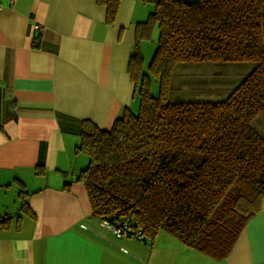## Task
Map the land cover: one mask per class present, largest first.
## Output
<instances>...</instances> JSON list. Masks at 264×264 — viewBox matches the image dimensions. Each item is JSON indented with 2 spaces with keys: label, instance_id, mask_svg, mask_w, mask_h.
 Returning <instances> with one entry per match:
<instances>
[{
  "label": "trees",
  "instance_id": "trees-1",
  "mask_svg": "<svg viewBox=\"0 0 264 264\" xmlns=\"http://www.w3.org/2000/svg\"><path fill=\"white\" fill-rule=\"evenodd\" d=\"M120 1L96 0L107 25ZM136 1L152 8L127 66L136 106L108 129L81 120L74 151L87 164L75 181L96 219L139 232L122 238L165 232L222 257L264 196V0ZM155 27L145 66L139 43ZM236 66L243 75L220 71Z\"/></svg>",
  "mask_w": 264,
  "mask_h": 264
},
{
  "label": "crops",
  "instance_id": "crops-1",
  "mask_svg": "<svg viewBox=\"0 0 264 264\" xmlns=\"http://www.w3.org/2000/svg\"><path fill=\"white\" fill-rule=\"evenodd\" d=\"M0 2V264H264V196L216 258L165 232L116 239L75 181L81 120L108 129L136 106L127 66L151 5L121 0L107 25L96 0Z\"/></svg>",
  "mask_w": 264,
  "mask_h": 264
},
{
  "label": "rangeland",
  "instance_id": "rangeland-1",
  "mask_svg": "<svg viewBox=\"0 0 264 264\" xmlns=\"http://www.w3.org/2000/svg\"><path fill=\"white\" fill-rule=\"evenodd\" d=\"M157 37H158V29L157 27H155L153 30H152V33L150 35V37L145 40V41H142L141 44H140V48L142 50V56L144 57V63H145V66L147 65V63H149L150 61V58L154 52V49L157 45ZM241 66H236V67H232V68H229V67H226L222 70H220L221 72H228L229 70H232V71H239L240 73L242 72ZM241 75H243L241 73ZM157 90V86L156 84L153 82L152 83V86H151V91L153 93H155ZM136 109V108H135ZM136 111V110H135ZM127 252V251H126Z\"/></svg>",
  "mask_w": 264,
  "mask_h": 264
},
{
  "label": "built area",
  "instance_id": "built-area-1",
  "mask_svg": "<svg viewBox=\"0 0 264 264\" xmlns=\"http://www.w3.org/2000/svg\"><path fill=\"white\" fill-rule=\"evenodd\" d=\"M2 7V4L0 2V8ZM100 225L109 229L113 235H115L117 238H122L125 236L128 237H135L139 236V232L137 230H134L131 226L124 227L122 225L118 226V223H115L114 225L109 224L107 220H101ZM131 232V234L129 233ZM136 238V237H135ZM123 252H126V249L120 248Z\"/></svg>",
  "mask_w": 264,
  "mask_h": 264
}]
</instances>
